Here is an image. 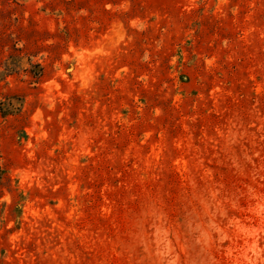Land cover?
Wrapping results in <instances>:
<instances>
[{
  "label": "rangeland",
  "instance_id": "374dc122",
  "mask_svg": "<svg viewBox=\"0 0 264 264\" xmlns=\"http://www.w3.org/2000/svg\"><path fill=\"white\" fill-rule=\"evenodd\" d=\"M0 264H264V0H0Z\"/></svg>",
  "mask_w": 264,
  "mask_h": 264
}]
</instances>
